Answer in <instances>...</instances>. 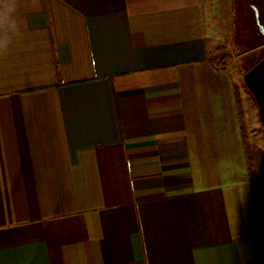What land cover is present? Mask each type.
Instances as JSON below:
<instances>
[{
  "label": "crops",
  "instance_id": "obj_1",
  "mask_svg": "<svg viewBox=\"0 0 264 264\" xmlns=\"http://www.w3.org/2000/svg\"><path fill=\"white\" fill-rule=\"evenodd\" d=\"M210 14L206 0H0V264H259Z\"/></svg>",
  "mask_w": 264,
  "mask_h": 264
},
{
  "label": "rangeland",
  "instance_id": "obj_2",
  "mask_svg": "<svg viewBox=\"0 0 264 264\" xmlns=\"http://www.w3.org/2000/svg\"><path fill=\"white\" fill-rule=\"evenodd\" d=\"M253 0H206L211 10L209 56L235 81L243 136L250 159L264 261V35L255 24Z\"/></svg>",
  "mask_w": 264,
  "mask_h": 264
},
{
  "label": "trees",
  "instance_id": "obj_3",
  "mask_svg": "<svg viewBox=\"0 0 264 264\" xmlns=\"http://www.w3.org/2000/svg\"><path fill=\"white\" fill-rule=\"evenodd\" d=\"M251 8L254 10L255 24L259 29V34L264 35V0H253Z\"/></svg>",
  "mask_w": 264,
  "mask_h": 264
},
{
  "label": "water",
  "instance_id": "obj_4",
  "mask_svg": "<svg viewBox=\"0 0 264 264\" xmlns=\"http://www.w3.org/2000/svg\"><path fill=\"white\" fill-rule=\"evenodd\" d=\"M257 19H258V14H257ZM263 264H264V261H263Z\"/></svg>",
  "mask_w": 264,
  "mask_h": 264
}]
</instances>
